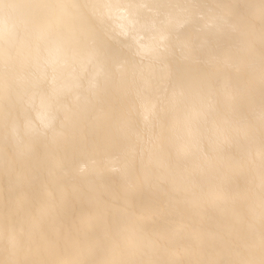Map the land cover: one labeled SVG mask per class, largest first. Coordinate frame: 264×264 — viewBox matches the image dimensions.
Wrapping results in <instances>:
<instances>
[{
  "label": "bare ground",
  "instance_id": "obj_1",
  "mask_svg": "<svg viewBox=\"0 0 264 264\" xmlns=\"http://www.w3.org/2000/svg\"><path fill=\"white\" fill-rule=\"evenodd\" d=\"M0 264H264V0H0Z\"/></svg>",
  "mask_w": 264,
  "mask_h": 264
}]
</instances>
